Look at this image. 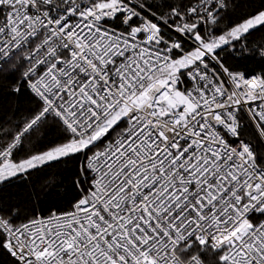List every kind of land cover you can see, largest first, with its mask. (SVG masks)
Segmentation results:
<instances>
[{"label":"snow or ice","instance_id":"1","mask_svg":"<svg viewBox=\"0 0 264 264\" xmlns=\"http://www.w3.org/2000/svg\"><path fill=\"white\" fill-rule=\"evenodd\" d=\"M257 57L264 0H0V264H264Z\"/></svg>","mask_w":264,"mask_h":264},{"label":"trees","instance_id":"2","mask_svg":"<svg viewBox=\"0 0 264 264\" xmlns=\"http://www.w3.org/2000/svg\"><path fill=\"white\" fill-rule=\"evenodd\" d=\"M259 57H257L256 60H253L249 63V68L253 69L256 71L258 74L261 71H264L259 65ZM49 174H57L59 173L58 179L63 180V184H61L60 187L56 188L54 191H52L51 195H41L39 198V201L35 204L36 209H48L50 207L54 206H61L64 204L69 203L74 195L75 191L71 186V181H72V176L71 174L63 169V168H53V169H48ZM40 183H43V180H41ZM40 184H37L36 187H39ZM32 190L31 186H17L13 187L12 189L9 190V195L17 200H28L29 199V193ZM28 207H32V204L29 203Z\"/></svg>","mask_w":264,"mask_h":264},{"label":"built area","instance_id":"3","mask_svg":"<svg viewBox=\"0 0 264 264\" xmlns=\"http://www.w3.org/2000/svg\"><path fill=\"white\" fill-rule=\"evenodd\" d=\"M68 204H69V203L64 204V205H61V206L50 207V208L45 209V210L37 209V211L40 212L41 215H46L47 212H48L49 210H53V209H54V210L59 211V210H62V209H64V208H66V207L68 206Z\"/></svg>","mask_w":264,"mask_h":264}]
</instances>
